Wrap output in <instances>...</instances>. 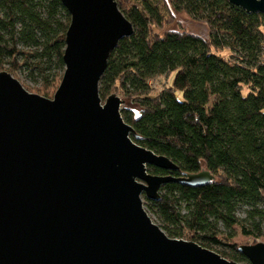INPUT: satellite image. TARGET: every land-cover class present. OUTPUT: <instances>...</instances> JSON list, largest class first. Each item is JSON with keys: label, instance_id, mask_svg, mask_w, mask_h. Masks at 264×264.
Returning <instances> with one entry per match:
<instances>
[{"label": "trees", "instance_id": "obj_1", "mask_svg": "<svg viewBox=\"0 0 264 264\" xmlns=\"http://www.w3.org/2000/svg\"><path fill=\"white\" fill-rule=\"evenodd\" d=\"M125 1L117 3L134 33L111 52L100 97L120 93L133 102L140 112L124 107L122 116L140 137L136 143L179 167L174 173L149 167L150 174L207 170L216 177L202 187L166 184L159 200L144 197L146 211L170 238L218 247L224 258L251 264L219 228L264 237V15L228 0ZM166 6L206 24L208 38L155 33L165 25ZM70 23L60 0H0V71L26 68L45 91L59 87ZM171 74L172 85L153 95L151 82Z\"/></svg>", "mask_w": 264, "mask_h": 264}, {"label": "water", "instance_id": "obj_2", "mask_svg": "<svg viewBox=\"0 0 264 264\" xmlns=\"http://www.w3.org/2000/svg\"><path fill=\"white\" fill-rule=\"evenodd\" d=\"M71 16L65 71L52 99L0 71V264H239L196 242L170 238L145 209L179 167L139 145L124 100L99 93L111 52L134 33L117 0H60ZM264 15V0H228ZM135 139V140H134ZM264 264V243L240 245Z\"/></svg>", "mask_w": 264, "mask_h": 264}, {"label": "rangeland", "instance_id": "obj_3", "mask_svg": "<svg viewBox=\"0 0 264 264\" xmlns=\"http://www.w3.org/2000/svg\"><path fill=\"white\" fill-rule=\"evenodd\" d=\"M137 0H130V1H125L124 5H128L129 2H136ZM166 3L167 0H166ZM169 11V13H168ZM165 25L161 28H155L154 32L159 33V34H165L166 32H171V31H182V32H187L193 35L201 36L202 38H208L209 36V28L206 24L196 22L192 20L187 14L185 13H178L175 10L171 9L170 7L166 6V13H165ZM221 56L228 58L230 55L229 51H222L219 52ZM1 64V63H0ZM9 68V65L5 64V69ZM6 71V70H4ZM8 72V71H6ZM10 73V72H8ZM11 74V73H10ZM14 78L19 80L23 87L29 91L30 93L38 94L40 96L48 95L45 96L47 98H53L58 87L51 88L48 91L44 90V87L40 84V79L36 76H31L30 72L26 69L23 68L21 71L17 73H12L11 74ZM36 75V74H35ZM175 74L167 75V76H162L159 78L154 79L151 82L152 90H153V95H157L160 93L164 88L170 87L172 85L173 79H174ZM47 92V93H44ZM117 95L124 100V105L122 108H133L135 112L139 113L140 110L138 107L134 105L133 102L130 100L125 99L120 93H117ZM105 102V100H103ZM144 203L145 198L143 197ZM147 209V208H145ZM245 208H241L238 210L237 216L239 219L244 220L246 218V213H245ZM151 217V219L156 223L157 225L160 224L158 216L155 213H148ZM221 232L225 234H232L233 235V243H236L238 246L240 245H251L255 244L258 242L264 243V237L261 239H255L253 237L249 236H244L242 235L241 228L238 226H235L231 230H227L226 228L222 227L220 224ZM262 233L264 235V220L261 225ZM213 251L215 252H220L222 251L221 248L215 247L213 248ZM244 264V263H241Z\"/></svg>", "mask_w": 264, "mask_h": 264}]
</instances>
